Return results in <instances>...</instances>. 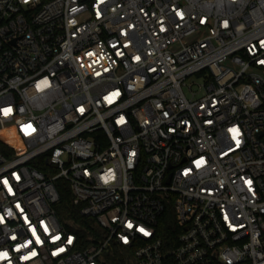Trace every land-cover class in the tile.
I'll return each mask as SVG.
<instances>
[{"label": "built area", "instance_id": "built-area-1", "mask_svg": "<svg viewBox=\"0 0 264 264\" xmlns=\"http://www.w3.org/2000/svg\"><path fill=\"white\" fill-rule=\"evenodd\" d=\"M0 132V264H264V0H0Z\"/></svg>", "mask_w": 264, "mask_h": 264}, {"label": "trees", "instance_id": "trees-1", "mask_svg": "<svg viewBox=\"0 0 264 264\" xmlns=\"http://www.w3.org/2000/svg\"><path fill=\"white\" fill-rule=\"evenodd\" d=\"M0 150L3 151L6 154H9L11 151H13L12 148H10L6 143L0 140ZM36 164V163H34ZM45 164V163H44ZM42 168V167H40ZM59 192L61 196V201L56 205L57 213L60 217V219L67 225L70 226L68 222H74L75 224L79 223L84 228L79 231L84 237H87V233L91 229V223L92 219L85 218L79 213V205L74 203V197L71 187L67 181L60 180L57 183ZM169 209L165 213V217L161 219L160 225H159V235L163 239L165 247L167 249H171L177 245V242L175 241V232H178L179 229L175 225V219H174V212L173 208L168 207ZM88 243H91L89 241ZM119 264H133V261L129 256L121 258Z\"/></svg>", "mask_w": 264, "mask_h": 264}, {"label": "rangeland", "instance_id": "rangeland-1", "mask_svg": "<svg viewBox=\"0 0 264 264\" xmlns=\"http://www.w3.org/2000/svg\"><path fill=\"white\" fill-rule=\"evenodd\" d=\"M207 74H195L187 79L185 91L190 96L193 92L201 93L202 85L205 82ZM127 257L122 248L116 247L112 250L111 254L104 257L105 264H119L120 259Z\"/></svg>", "mask_w": 264, "mask_h": 264}, {"label": "water", "instance_id": "water-1", "mask_svg": "<svg viewBox=\"0 0 264 264\" xmlns=\"http://www.w3.org/2000/svg\"><path fill=\"white\" fill-rule=\"evenodd\" d=\"M109 252H110V251H109V250H107V251L105 252V254H106V255H108V254H109Z\"/></svg>", "mask_w": 264, "mask_h": 264}, {"label": "bare ground", "instance_id": "bare-ground-1", "mask_svg": "<svg viewBox=\"0 0 264 264\" xmlns=\"http://www.w3.org/2000/svg\"><path fill=\"white\" fill-rule=\"evenodd\" d=\"M0 133H3V132H0Z\"/></svg>", "mask_w": 264, "mask_h": 264}]
</instances>
